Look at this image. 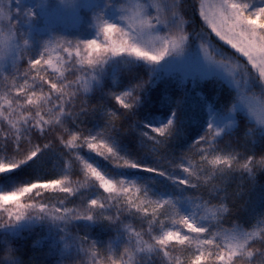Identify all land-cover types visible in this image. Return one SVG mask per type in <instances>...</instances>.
Masks as SVG:
<instances>
[{
    "label": "snow or ice",
    "instance_id": "6c2138e0",
    "mask_svg": "<svg viewBox=\"0 0 264 264\" xmlns=\"http://www.w3.org/2000/svg\"><path fill=\"white\" fill-rule=\"evenodd\" d=\"M184 5L0 0V264L36 229L70 264H264V200L226 203L264 172V0Z\"/></svg>",
    "mask_w": 264,
    "mask_h": 264
},
{
    "label": "trees",
    "instance_id": "16d2710c",
    "mask_svg": "<svg viewBox=\"0 0 264 264\" xmlns=\"http://www.w3.org/2000/svg\"><path fill=\"white\" fill-rule=\"evenodd\" d=\"M197 3L198 0H185L184 7L187 16L192 20L193 30L200 31L203 25L198 15V8L194 7L197 5ZM217 40L218 39L214 37L213 41L216 42ZM219 45H223V43L219 42ZM160 87H164V85H161ZM187 87L191 89V82L188 83ZM210 87L211 85L208 84L207 88ZM98 102L99 101L96 99L89 98L90 104H96ZM196 110L195 96L193 94L192 112H195ZM124 126L127 127V124ZM243 129L244 124H241V130L232 138L234 142L238 141L241 144L244 143ZM227 139L228 138H226V140ZM132 146L139 150L138 145L134 144ZM247 147L252 149L254 146L249 143ZM255 147L258 152L259 146L257 145ZM227 191L229 194V199L226 201V203L228 204L231 213V215L227 216V220L243 222V220L251 213L252 209L259 210L262 200H264V172H258L254 179H248L247 177L241 178L239 175H237L233 180L230 181ZM225 226L228 227L230 224L226 223ZM84 231L91 232L93 234V238H95V234L98 233L100 229L96 228L85 230L81 228V234H83ZM41 236L42 233L40 230L36 229L32 232L22 233L20 237L13 241V246L16 248L15 255L19 257L20 264H70L69 261L61 260L59 254L54 255L51 253L49 251L48 243L45 242L39 246H36L35 241L40 239Z\"/></svg>",
    "mask_w": 264,
    "mask_h": 264
},
{
    "label": "rangeland",
    "instance_id": "374dc122",
    "mask_svg": "<svg viewBox=\"0 0 264 264\" xmlns=\"http://www.w3.org/2000/svg\"><path fill=\"white\" fill-rule=\"evenodd\" d=\"M214 35V34H213ZM218 39V38H217ZM214 42V41H213ZM222 42V41H221ZM215 43V42H214ZM223 43V42H222ZM219 46V45H218Z\"/></svg>",
    "mask_w": 264,
    "mask_h": 264
}]
</instances>
